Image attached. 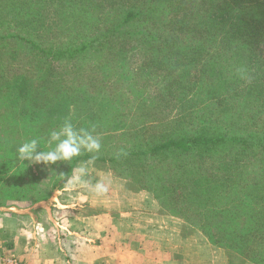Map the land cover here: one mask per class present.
I'll use <instances>...</instances> for the list:
<instances>
[{"label": "trees", "instance_id": "16d2710c", "mask_svg": "<svg viewBox=\"0 0 264 264\" xmlns=\"http://www.w3.org/2000/svg\"><path fill=\"white\" fill-rule=\"evenodd\" d=\"M184 69L198 80L181 83ZM154 78L167 80L166 92L143 90ZM125 88L136 103L116 98ZM164 109L171 133L149 119ZM201 112L196 128L191 115ZM66 118L95 126L94 163L153 193L214 246L264 264V0H0L7 202L48 201L91 158L38 175L16 161L23 138L47 149Z\"/></svg>", "mask_w": 264, "mask_h": 264}, {"label": "crops", "instance_id": "0c3cea01", "mask_svg": "<svg viewBox=\"0 0 264 264\" xmlns=\"http://www.w3.org/2000/svg\"><path fill=\"white\" fill-rule=\"evenodd\" d=\"M89 177L104 180L108 192L97 196L69 178L53 200L56 211L33 215L26 202L0 207V250L23 264H252L211 244L105 165H89Z\"/></svg>", "mask_w": 264, "mask_h": 264}, {"label": "clouds", "instance_id": "9594fccd", "mask_svg": "<svg viewBox=\"0 0 264 264\" xmlns=\"http://www.w3.org/2000/svg\"><path fill=\"white\" fill-rule=\"evenodd\" d=\"M101 140L95 126L77 127L71 118H66L58 128L48 133L47 149L41 147L40 138L27 139L17 147L16 161L19 164H25L27 161L28 166L42 164L50 167L57 162L67 163L77 159L82 153H91L93 155L89 160L79 161L78 166L72 170L73 175L70 180L72 183L89 188L97 196H103L109 190L106 182L97 179L93 183L89 177V165L94 163L95 154L101 151Z\"/></svg>", "mask_w": 264, "mask_h": 264}, {"label": "rangeland", "instance_id": "374dc122", "mask_svg": "<svg viewBox=\"0 0 264 264\" xmlns=\"http://www.w3.org/2000/svg\"><path fill=\"white\" fill-rule=\"evenodd\" d=\"M236 10H238L239 12H240V10L238 9V8H235ZM254 10H258L259 11V9H257V8H255ZM241 11H243V12H245L246 11V9L245 10H241ZM247 12V11H246ZM242 13V12H241ZM241 13H239L237 16L238 17H242L241 16ZM210 59V58H209ZM136 60H138V58L136 59ZM155 79H157V78H154V82H152V84H150V85H148L145 89H143V90H148V92L147 93H150V94H152V95H155V94H157V92L158 93H162L163 94V92H166L165 90H166V84H167V80L166 81H164V79H158V80H155ZM168 80H169V78H168ZM198 80V76L197 75H195V70L194 69H184V73L183 74H181V79H179V81L181 82V83H186V84H191V83H194L195 81H197ZM138 81H135V82H133V83H130L131 85L129 86V88H133L134 86L133 85H135V83H137ZM141 84V83H140ZM139 84V85H140ZM150 91V92H149ZM121 97H122V99H124V100H128V101H130V102H134V103H136V101L137 100H134V94H132V92H131V90H129L128 88H125V90H124V93H123V95H121V96H116V98H120L121 99ZM122 101V100H121ZM166 101H167V99H166ZM157 102H159V98H156V103ZM161 102H159V104H160ZM209 106H211V108H215V105H209ZM203 107H204V105H202V104H200V105H198V107H197V109H203ZM203 113L201 112L200 114H196V115H194V114H192L191 116H192V118H193V121L195 122L194 123V127H196V128H199L200 127V125L202 124V123H205L204 122V120H203ZM170 117V118H169ZM227 117H229V115H227ZM205 118H206V116H205ZM149 119H157L159 122H161L162 123V126L161 127H159V129H158V127H157V132H158V130H159V132L160 133H163V132H165L167 129H169L168 131H167V133H171V130H173V131H175V129L176 128H172V127H168L167 126V124H168V121H166L167 119H173V113H172V111L171 110H166V109H164V110H162V111H156V113H154L153 115H152V117H150ZM207 119V118H206ZM144 120V119H143ZM143 120H139V122H137V123H147L148 121H143ZM197 120V121H196ZM171 126V125H170ZM259 126V125H258ZM246 130H248V129H246ZM254 130H256V131H258V129H257V127H255L254 128ZM147 131H149V130H147ZM250 131V130H249ZM233 133H240L238 130H236V129H233ZM242 133V132H241ZM240 133V135H242ZM244 133V132H243ZM244 134H246V133H244ZM23 141H25V139L23 138ZM27 164V161H25V164H22L23 166H24V168H25V170H27V171H29L30 173H33V174H35V175H38V174H42V173H45V172H48V171H50V168H51V170H52V167L50 166V167H45L44 165H42V164H40V165H37V164H32V165H26ZM20 165V164H19ZM101 165V164H100ZM103 165V164H102ZM109 165V164H108ZM107 166V165H106ZM64 167H66V164H65V166ZM108 167V166H107ZM109 167H110V170H111V165H109ZM108 169V168H107ZM109 170V169H108ZM64 171H65V168H62V169H60V173H64ZM129 178V177H128ZM130 182H131V185L132 186H134L135 188H139L138 187V185H136V183L130 178V180H129ZM58 192V191H57ZM57 192H54L53 193V195H52V197L48 200V201H41V202H38V203H36V204H34V205H32L31 203H28V205H30L29 206V208H28V211L30 212V214H33V215H36L38 212H40L41 210H51V211H56V208H55V204L53 205V200L55 199V197H56V195H57ZM6 198H7V196H5L4 195V192L3 191H1V189H0V207H2V206H7L8 205V202H7V200H6ZM12 202V201H11ZM9 205H10V203H9ZM56 215H58V214H56ZM68 217V216H67ZM58 218V223L60 224V225H63V220L62 219H59V217H57ZM67 221H68V219H67ZM2 250H0V252H1ZM3 252V251H2ZM1 252V253H2ZM229 252H231L232 254H234V255H236V256H240V255H238L236 252H234V251H229ZM3 254H4V252H3ZM16 257V256H15ZM18 258V257H17Z\"/></svg>", "mask_w": 264, "mask_h": 264}, {"label": "built area", "instance_id": "2783aa9c", "mask_svg": "<svg viewBox=\"0 0 264 264\" xmlns=\"http://www.w3.org/2000/svg\"><path fill=\"white\" fill-rule=\"evenodd\" d=\"M0 264H23L22 261L15 256H8L0 252Z\"/></svg>", "mask_w": 264, "mask_h": 264}]
</instances>
